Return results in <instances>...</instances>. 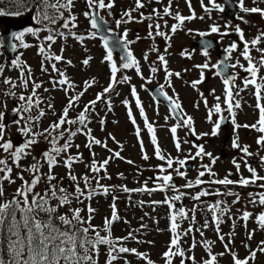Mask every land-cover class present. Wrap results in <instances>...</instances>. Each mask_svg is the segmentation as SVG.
Segmentation results:
<instances>
[{"label": "rangeland", "instance_id": "1", "mask_svg": "<svg viewBox=\"0 0 264 264\" xmlns=\"http://www.w3.org/2000/svg\"><path fill=\"white\" fill-rule=\"evenodd\" d=\"M63 2V0H61ZM146 6L143 9H140V12H143L145 16L152 13L153 9H158L161 14L163 13V8L168 5L169 0H161L157 3L156 0H144ZM49 3H55V0H50ZM205 6L210 7L209 1L204 0ZM192 8L191 10L188 7L186 0H172V11L179 12L184 16H188L191 12H195L197 17L203 16L204 19H195L192 21H186L185 24L177 30L175 34L171 33V25L177 23L172 16H163L162 18L154 17L153 20H145L143 23L130 22L127 24H121L117 28L116 23H112L109 18V11L99 10V14L103 17L104 20H107L113 24V31L116 32L117 37L120 38L121 34L125 29L128 30V39L135 41L129 47L133 52V55L139 61L140 71L143 76L136 73L135 68H130L126 70V75L131 77L130 81L125 83H117L115 85L114 91L104 94L103 98L98 101L95 105V109L91 110L89 113L88 128L92 130V135L96 139H100L102 142H106L108 148L101 147L100 145H93L91 152L95 153V159L98 163L103 162V160L109 158L113 155L114 152L119 151L121 153L120 158H113L109 161V164L106 166V172L101 171L100 173L90 172L87 165H89L93 159L90 150L85 147L87 143V138L85 135H77L73 139V145H79V149L75 146L69 149L68 154L71 155H81V162L75 163L72 168L73 174L77 177H82L85 174L90 177L93 176H103L110 177L103 178L100 180V184L109 187V192L106 195L102 194V189L93 188V182L91 181V189L96 190V194L93 195L91 200L83 199L82 206L83 212L82 217L87 219L88 212L85 211L86 203L88 206H91L95 209L91 224L97 230L100 231L102 235H105L104 232V221L105 218L111 217L112 209L110 205L113 203L116 204V211L120 217V220L113 223L111 228L112 238L127 237L129 233H133L134 239H128L124 241V246L128 248H135L140 253H145L149 259L153 261V264H165V259L163 253L168 250V245L172 237L170 231V223L168 220V213H171L170 209L164 207L161 204H152V201H163L168 195H176V192L185 193V199L189 202L184 210L188 212L189 218L187 220H181L179 223V234H180V247L185 252L184 261H187L188 264H194L192 260L187 259L189 256L195 258V264H203L205 259H208V253L204 246V241H212V254L217 255L218 264H233L232 255L228 252H225L224 243L230 242V248L232 252H235L240 259L248 257L249 252L246 251L247 248L252 250H257L260 242L264 238V229L260 228L257 223V213L264 208V205L252 204L249 202V192H246V188H239L238 185H216V184H207L206 190L213 192L219 189L221 192L231 190L239 194V202L233 203L236 199L235 196L220 195L221 200L223 201L224 206L231 209L229 213H226L221 216L222 223L220 224L221 233L225 236V241L221 242L218 238L216 232V225L212 221V216L210 212L205 210L204 206L198 205V208L195 211V222L191 220L193 215L192 209L194 208L192 202V196L195 195L191 189L182 187L187 181H194L197 178L198 171L201 169V164H209V158L205 157L203 161L200 158L196 160H188L187 162H192L194 164V170L190 173H187L186 179L181 178L175 174L174 171L167 169L168 173L173 175V179L179 181V186L176 187V190L166 189V195H161L156 192H139L131 191L124 192L120 186H126L129 189H139L145 187V182L151 176L152 173L157 174L154 176L155 180L158 175H164L165 173H160L159 167L164 166L166 163L157 159L155 155V145H153L151 140V134L148 132L147 128L144 126V117L140 115L139 108L136 106V97L131 95V89L135 86L137 90V95L140 99L141 105L144 108L145 115L148 119V122L151 123L155 129V134L157 137V143L161 149V152L166 157L171 156L174 160L184 159L188 155H194L197 150L193 147V144L204 145L207 152H211L214 157L217 158L215 165H213V170L217 174L214 178H223L229 172L236 174V169L232 163L235 158L238 163L241 164V171L244 177L248 175L243 159L239 155L240 150H234L232 148V140L234 138V125L231 122L230 114L226 111L227 105L224 103L225 93L223 92V86L215 75L213 70V62L211 59L201 58L198 55L197 50L192 45L195 42V37L192 34V30H207L209 26L216 24L220 26L221 32L229 31L231 34L227 35V38L224 40V44L228 43L232 37V29L225 28V23L218 12H215L213 9L211 12H205L202 8L200 0H191ZM135 6V0H115V6L111 9V13H115L118 17V20L121 19L122 13L126 10L132 9ZM50 11L56 15L55 10L50 9ZM87 11V6L84 5L83 0H75L74 8L72 9V14L77 17V27L72 29L77 35H82L81 33L89 32L90 23L83 13ZM138 12H133V16L137 17ZM65 17L68 16V12H64ZM161 24V31L167 33L171 38L166 41L163 37L153 36L150 38L148 36L150 23ZM166 22V23H165ZM63 19L59 18V21L56 22V29L65 30L61 27ZM241 25L249 31L248 37L252 38L258 33H254L253 30H250V26H255L254 24L249 25L241 23ZM5 29V28H4ZM191 30V31H189ZM68 30L64 32L67 33ZM155 30L153 29V32ZM210 33V32H209ZM87 35H82L85 39L81 42L76 40L73 36L69 37V40H65V37L62 39L56 40V43L59 45L58 49L55 51L54 55H62L64 60L57 63V68L60 69L66 68L64 72H68L70 76L68 78L75 85L74 89H71L68 95H66L63 90L66 86L57 85L56 88L53 86H44V90L48 89L55 91L53 93L43 94L46 96L44 100L47 103L53 105L52 109L47 108L46 111L49 112L47 115L41 118V124L39 131H42L45 128H48L49 125L58 119V116L62 113L63 108L67 105L65 104V98L74 96L80 91L84 90V84L86 81L95 80V83L92 84L80 100L76 103V106L69 111V119H75L80 111L83 110L84 106L89 104L90 101L95 100L98 93H103L104 88L108 87L110 82V70L108 63L104 61V55L98 46V40L95 38H88ZM215 37L220 35L219 33H210ZM137 36L140 39H137ZM216 38V37H215ZM230 45V42L229 44ZM155 48L158 51H152ZM63 49V51H61ZM167 49V50H166ZM183 52L191 53V58H188L185 55H182ZM145 53L148 54V59H144ZM31 55V54H29ZM159 55H164L165 59L168 61L167 68L173 73L179 72L180 77L172 76L171 86H169L166 79V73L164 71V66L158 60ZM32 57L37 61L38 58L32 54ZM91 57L90 63L88 65H83L82 61ZM113 59L118 64V57H113ZM70 60L72 63L68 65L66 61ZM2 60H0L1 62ZM204 63L209 64L208 69H204L205 79L202 83L198 84L196 88L191 87V82L200 79L201 69L195 67L196 65H202ZM59 64V66H58ZM33 68L37 66L35 62H31ZM151 67H156L158 71L152 73L150 71ZM122 70L118 72V80L125 75L121 74ZM67 76V73H66ZM60 77L57 78V80ZM151 79V82L147 81ZM164 85L162 89L168 96L178 98L181 103L183 114L191 116L193 118V125L196 133L199 135L201 133H210L213 127V124L208 121V109L213 107L217 101L215 97H220L221 103V113L214 114L212 117L213 121L218 120L221 115L224 116L229 123V129L227 131L219 130L216 137L211 135L203 136L200 139H197L196 136L190 134L189 129L185 126H180L177 128L176 137L173 138L171 133V128L175 126L176 122L168 113V111L154 103L150 90ZM4 86H0L1 92L3 93ZM161 89V88H160ZM214 90V93H213ZM201 93L203 96H201ZM204 98L208 101V106L204 104ZM241 98H234V101H240ZM127 100L128 104L125 105L123 101ZM2 101L5 102V98H0V105ZM108 101L111 102L112 109L108 110ZM243 106L239 109H234L236 112V121L241 125H251L257 122L255 118V109L254 101L251 98H242ZM264 100L262 99V102ZM5 104L4 110L6 112L11 110V102L3 103ZM198 105V106H197ZM132 110L133 117L136 119V125H133L128 117V109ZM55 112V115L53 114ZM249 112L252 114L249 116ZM0 113H2V107H0ZM167 117V119H166ZM103 118L105 123L100 124V119ZM4 115L2 120L3 123ZM232 126V129L230 128ZM140 128L139 137L136 134V128ZM246 130L250 134V148L252 153H258L257 156L251 158V162L248 164L251 167L257 169L260 168V164H256L257 158L264 156V146L259 145L258 147L255 144V139L253 137V129L241 127L236 130L238 134V142L243 147V143H247L245 140ZM17 132V128L12 127L5 131V139H10ZM111 134V136H109ZM259 134V133H258ZM260 135V134H259ZM258 135V136H259ZM115 137V141L111 138ZM23 138V135L19 133L18 136L14 137L12 140L13 144L18 143V141ZM258 139V137H257ZM179 140L181 143V151H177L175 147L176 141ZM184 141H189V143H184ZM118 142V143H117ZM141 142L143 143V152L141 151ZM43 149L42 141L34 145L32 148L31 155L27 157V160H22L21 164L24 167H27L26 161H29L30 164L33 163V157H37L36 154ZM108 149H112V152H109ZM144 154H147L149 159L144 160L142 157ZM3 154L0 152V158H3ZM128 160L133 161L132 164L127 163ZM14 167V166H13ZM181 166L177 163H174L173 168H180ZM17 169L14 167L12 176L16 179L14 184H8L4 182V196L0 197L2 200H10L15 193V190L21 185V181L17 177ZM183 171V168H181ZM55 174L59 179H61L62 184L66 187L69 193L74 192V183L68 179V169L63 166L58 165L54 169ZM258 172V171H257ZM167 173V174H168ZM25 178L29 179L30 176L27 172L24 173ZM239 177V175H237ZM231 179L232 175L230 176ZM204 181L213 179L205 175L202 177ZM81 188H84L83 180L78 181ZM158 182H156L157 184ZM154 184V186H156ZM153 184L147 181V187L153 188ZM200 186V185H199ZM37 192L41 189V184L36 188ZM90 189H85L89 191ZM236 190V191H235ZM117 197L114 201L113 197ZM75 199H73L74 201ZM143 202V203H141ZM236 208L238 210H236ZM88 209V208H87ZM86 209V210H87ZM244 211L252 213L250 223L243 221L241 216ZM209 222V227L202 228V225L205 221ZM146 225V227H142ZM193 228V231L188 235H184V232L189 227ZM199 229V230H198ZM200 231H203L204 235H200ZM253 233L251 240L248 239V234ZM92 234V233H91ZM195 241L196 246L193 248L192 244ZM151 242V243H149ZM102 256L99 260V264H106L108 259L107 249H101ZM225 252V255L219 256L218 254ZM173 264H181V257L175 256L172 258ZM147 264V261L139 258L132 253L120 254V256L113 262V264ZM249 264H264V253L257 252L255 260H250Z\"/></svg>", "mask_w": 264, "mask_h": 264}, {"label": "snow or ice", "instance_id": "2", "mask_svg": "<svg viewBox=\"0 0 264 264\" xmlns=\"http://www.w3.org/2000/svg\"><path fill=\"white\" fill-rule=\"evenodd\" d=\"M14 5H23L26 6L25 0H11ZM88 11H85L83 15L89 19L90 29L91 31L88 34V38H95L97 35V31L100 29L101 24L100 21L103 20V17L99 15V10H109V15H111V9L115 6V0H85ZM157 3L161 2V0H156ZM189 9L191 10V0H186ZM202 8H204L205 12H211L212 9H217L219 11H223V7L219 4L215 3V0H209L211 4V8L205 6L204 0H200ZM256 6L247 7L245 6L244 0H239V8L245 14H259L261 18H264V8L260 7V4H264V0H255ZM75 0H55V3H49V0H39L36 6V16L34 19L37 24H41L47 22L49 24H55L57 19H63V23L61 27L65 30V32L56 33L57 36L65 37L66 35L73 36L78 41H83L85 39L82 35H77L72 29L77 27V17L72 14V9L74 8ZM146 4L144 0H135V6L132 9L126 10L122 13L121 19L116 20L117 28L120 27L121 24H127L130 22L143 23L145 20H153L154 17L162 18L163 16H172L177 23H173L171 27V33L175 34L178 29H180L186 21H192L195 19L203 20L204 17H197L196 13L193 11L190 15L184 16L180 14L178 11H172V0H169L167 6L163 8V13L158 9H153L152 13L145 16L143 12H140V9L145 8ZM48 9L55 10L56 15L50 16L48 13ZM68 12V16L65 17L64 12ZM138 12V18L133 16V12ZM6 14L3 9H0V15ZM13 15H20L21 12L18 10ZM238 19L247 24L248 21L244 19L243 16H239ZM166 23V22H165ZM230 25H225V28H229ZM149 33L148 36L152 38L153 36L163 37L166 41L170 40V36L161 31V24L150 23L148 25ZM153 29L155 30L153 32ZM41 29L39 28H28L26 30L27 33H30L33 36H36L37 33ZM50 33L53 31L52 29H47ZM191 31V30H189ZM233 31L238 35L239 40L243 43V50L240 52V56L243 57L245 61H247V67L244 64H241L239 59H237L236 63L231 65L232 68L239 67L243 69L244 72L250 74V78H245L243 81L244 89H247L249 85H253L255 87V92L253 93L256 97L257 103L255 105L258 110V120L256 123L251 125H241L236 121V112L234 109H239L241 107L240 102L234 101V92L233 87L235 84V77L225 78L223 83L225 85V99L224 103L227 105L226 111L230 114L231 122L234 125V138L232 140V148L239 149L245 157L252 156L253 153L249 151L248 146H241L238 142V134L236 130L241 127L251 128L255 130L260 135L256 143L258 145L264 146V103H261V100L264 99L261 94V89L264 87V84L257 82L258 73L261 67H264V48H258L257 46L264 41V31H260L258 35H256L250 41L245 39V34L242 28L237 24ZM210 33H219L221 37L230 35L229 31L221 32L220 26L213 24L210 26ZM209 32H200L199 35L204 37L210 34ZM25 33L21 32L17 34L14 38L20 42V45L24 48L29 47L28 44L24 43ZM44 39L50 42L48 45L40 44L39 45V54L44 57V60L41 62V70L43 72H47L48 69L44 66V61H57L60 62L64 60L62 55H52L50 53L51 45L55 43L56 36L49 34ZM103 40V47L106 49V55L104 56V61H106L110 68V82L108 87L104 88L103 93H99L96 96L95 100L89 102V104L85 105L83 110L79 112L75 119H69V111L76 106V103L80 100V98L84 95V93L92 87V84L95 83V80L86 81L84 84V90L80 91L78 94L74 96L68 97V103L63 108L62 113L58 116V119L52 122L48 128L43 129L42 131H36L35 122H38L42 117L45 116V111L40 105L43 103L41 98L38 95L37 90L42 87L41 83H37L32 81V89L31 93L27 96L21 94L19 95V100L22 103L21 107L15 109L17 114H25L22 115V119L24 121L23 126L18 128V131L23 135L24 140L18 146L14 145L10 139H5V125L0 122V152L6 154L3 158H0V197L4 196V182L8 184H14L16 179L13 178L12 173L15 169H17V177L21 181V185L15 190L12 198L10 200H2L0 201V229H4L7 232V259L4 257H0V264H98L97 257L99 255L100 246L106 245L108 247L107 256L108 259L106 264H113L115 260L120 256V254L124 253H132L138 256L141 259L147 261V264H153V261L147 257L145 253L138 252L135 248H128L124 246V241L128 239H134L133 233H129L127 237L116 238L115 240L112 238L111 228L113 223L120 220V217L116 211V204L113 203L110 205L112 212L110 218H105L104 221V232L105 235H101L100 231L97 230L91 224L93 214L95 209L91 206H88L87 219L82 217L81 212L83 209L81 208H72L73 199L77 202L82 203L83 199L91 200L93 195L96 194L95 189H91V181L95 179L96 186L99 189H102L103 194L107 195L109 193V187L100 184V180L103 178L110 177H99L85 174L82 177H77L72 172L73 165L75 163L81 162V155H71L68 154L69 149L75 146L79 149V145H73L72 138L77 136L78 134H83L87 138V143L85 147L90 150V153L93 157L91 163L87 165L90 172L92 173H100L102 170L106 172V166L109 164V161L113 158H120L121 153L116 151L112 156L103 160V162L98 163L95 159V153L91 152L93 145H100L101 147L108 148L106 142H102L100 139H96L92 135V130L88 128L89 113L91 110L95 109V105L98 101H100L104 94L110 93L114 91L115 85L117 83H125L130 81L131 77L125 75L118 80L117 73L121 70H126L130 68H135L136 73L143 76L140 71V64L136 57L133 55V52L130 49V45L135 43V41H131L128 39V30L125 29L121 34L120 38L115 41V44L118 45L121 50L124 52V55L121 56L122 64L117 65L116 61L113 59V47L110 46V41L106 36H101ZM137 39H140L137 36ZM15 48V45L13 46ZM208 47L210 45L205 42L203 54L208 56ZM239 48V45L234 41L227 48L224 49L227 56L225 60L231 57V54ZM255 48L256 51L260 53L258 63L254 62L253 57L251 56V49ZM167 50V49H166ZM63 51V49L61 50ZM152 51H158L153 48ZM182 55L191 58V53L183 52ZM144 59H148V54L145 53ZM91 57L85 58L82 63L83 65H88L90 63ZM158 60L164 66V71L166 73V79L168 81L169 86H171V77L176 76L180 77L179 72L173 73L169 71L167 68L168 61L165 59L164 55H159ZM13 65L17 68H22L20 75V82L22 86L27 89L29 86V82L31 80V69L26 68V66H22L19 58L14 60ZM68 65H71V61H66ZM223 64L224 61H221ZM195 67L201 69L200 79L192 81L191 87L196 88V86L203 82L205 79L204 69L209 68L208 63H204L202 65H196ZM212 67H217V65H213ZM225 67L228 65L225 64ZM51 68L53 72L59 73V79L53 80V88L59 86H66L63 88L66 95L70 89H74L75 85L69 80V78L65 75V72L60 71L57 68L56 63L51 64ZM3 69L0 68V72ZM25 71H27V76H25ZM150 71L154 74L158 71L156 67H151ZM219 74V73H217ZM260 80L264 81V77H259ZM151 82V79L147 81ZM6 84H11L13 87H16L15 84L10 79H6L4 81ZM161 90L164 88V85H160ZM48 91V89H45ZM239 91L237 90L236 95H239ZM214 93V90H213ZM9 95L15 96V93H8ZM165 96L167 100L170 101V111L174 117L179 118L180 122L171 128V133L173 138L176 137L177 128L180 126H185L189 129L191 135L196 136L197 139L202 138L203 136L211 135L212 137H216L221 128V124L224 121V117L221 116L218 120L213 121L212 117L214 114L221 113V103L220 97H215L217 103L208 109V121L213 124L210 133H201L197 134L193 125V118L191 116H187L183 114V109L181 103L178 98H173L168 96L166 93H161ZM131 95L136 97V106L139 108L140 115L144 117V126L147 128L148 132L151 134V140L153 145H155V155L157 159L160 161H166L167 167L164 166L159 167L160 173H166L167 169H173L175 174L181 178H185L187 176L186 171H181V168L185 166L188 160H196L200 158L201 161L205 157L209 158V164H201V169L198 171L197 178L194 181H187L182 187L187 189H192L199 185L208 183V184H216V185H238L240 187H248L250 185H256L257 181H264V176H260L256 169L251 167L245 161V167H247V171L250 173V177H244L240 174L241 164L236 161L234 158L232 163L236 169V174L239 175V179L233 180L230 178L232 175L229 172L223 178H214L216 177V173L213 170V165H215L217 158L213 156L211 152H207L205 150L204 145H196L193 144L197 150L194 155H188L184 159H173L171 156L166 157L162 154L161 149L157 143V137L155 134V129L151 123L148 122V119L145 115L144 108L141 105L140 99L137 95V90L135 86L131 89ZM201 96L203 94L201 93ZM125 105L128 104V101H123ZM204 104L207 107L208 101L204 98ZM198 106V105H197ZM47 107L49 109L53 108L51 103H48ZM33 109L38 110V115L33 117L31 112ZM112 105L111 102L108 101V110L111 111ZM55 115V112H53ZM3 113H0V120H2ZM128 117L133 125H136V119L133 117L132 110L128 109ZM167 119V117H166ZM19 125L20 121H16ZM105 120L103 118L100 119V124L103 125ZM65 125H76L75 130H72L70 127L65 128ZM82 126V127H81ZM140 128H136V134L139 137ZM111 136V134H109ZM39 137H43L45 141L49 144V148L44 150L41 153V157H33V163L29 166L24 167L21 164V161L26 157L31 155L32 148L34 145L39 143ZM115 141V137H111ZM63 141V143H61ZM118 143V142H117ZM184 143H189V141H184ZM175 147L177 151H181V143L179 140L176 141ZM109 152H112V149H108ZM141 151L143 152V143L141 142ZM62 154H64L62 156ZM144 160H148L149 157L147 154H144L142 157ZM261 163H264V156L260 157ZM127 163L132 164L133 161L128 160ZM174 163L179 164L180 168H173ZM47 166V172L42 171L44 166ZM63 166L68 169V179L74 183V192L69 193L68 190L64 187H58L57 184L53 183L57 180V176L54 174V169L58 166ZM14 166V167H13ZM27 172L30 176V179H26L24 173ZM205 175L209 177H213L208 181H204L201 179ZM83 180L84 188L82 189L80 186L79 180ZM156 181L158 183L153 188H148L147 181L145 182V187L139 189H129L126 186H120L124 192L138 191V192H155V191H165L166 189L176 190V186L172 183L173 175L171 173L158 175L156 177ZM45 183L46 187L42 192H37L36 188L41 183ZM258 187L264 189V183H260ZM85 189H90L89 191H85ZM185 195V193H180L179 195H174L172 197H165L163 201H152V204H167L169 209H172L170 214V231L172 233V237L170 240V244L168 245V250L163 253V257L165 259V264H173V257L179 256L181 257V264H184L185 252L180 247V234L177 229L179 227L178 217L181 219H188L189 214L183 208H180L178 211L175 210V201H179L181 197ZM209 195H227V196H235L236 199L233 203L239 202V194L235 193L231 190L221 192L219 189L210 192L208 190H201L193 195L191 198L195 201H200L202 197H206ZM250 200L249 202L252 204L264 205V192H260L256 195L249 193ZM117 197H113L115 201ZM51 201H56L55 204H52ZM143 203V202H141ZM223 201H216L213 204L206 205L205 210L212 213V221L216 225V232L218 234V238L221 242L225 241V236L221 233L220 224L222 223L220 216L226 214L230 211L228 207H221ZM68 207V212L64 214L59 213V209L64 207ZM193 215L191 216V220L195 222V211L192 210ZM219 213V215H218ZM252 213L248 211H244L241 219L243 221H248L251 217ZM257 223L260 228L264 229V212L258 215ZM57 221L59 223H57ZM86 225V226H85ZM142 227H146V225H142ZM209 227V222L206 220L202 225V228ZM199 230V229H198ZM193 231V228L190 226L184 235H188ZM94 233V235H89V233ZM200 235L203 236V231H200ZM253 237V233L248 234V239L251 240ZM151 243V242H149ZM205 249L208 253L209 258L203 261V264H218L217 255L212 254V241H204ZM196 246L195 241L192 244L194 248ZM247 247V245H246ZM225 252H228L232 255L233 264H249L250 260H255L257 256V252L264 253V241L260 242L257 250H252L249 252L248 257L244 259H240L235 252L231 251L230 242L224 243ZM225 252H221L218 255L223 256ZM187 259L192 260L195 264V258L193 256L187 257ZM127 264V261L125 262Z\"/></svg>", "mask_w": 264, "mask_h": 264}, {"label": "flooded vegetation", "instance_id": "3", "mask_svg": "<svg viewBox=\"0 0 264 264\" xmlns=\"http://www.w3.org/2000/svg\"><path fill=\"white\" fill-rule=\"evenodd\" d=\"M222 1L223 0H215V3L219 4V5H221L223 7V2ZM26 2H27L26 6H22V8H21V9H23V11L20 10V12H21L20 15L11 14V13H14L16 11H9L8 13H6L4 15H0L2 17H7V18H10V19H13V20L24 19L25 17H29L30 18V16H31V18L33 20L32 22L30 20L29 23L26 24L27 27L25 28V30L22 31V32L25 33L24 43L28 44L29 47L24 48V47H22L20 45V42L14 38L17 34L13 37V43L15 45L14 53H13V60H11V59L5 60V57L3 55V49H2V46H1V43H0V60H2L0 62V68L3 69V71L0 72V86H4L5 87V88H3V93L0 94V98H5V102L2 101V105H0V107H2V113L4 115V119L8 115H11V114L15 115L14 122L11 125H9V126H5V131L7 129H9V128H12V127L17 128V132L14 134V136L10 137L11 141L14 140V137L19 135L20 132L18 131V128L23 126L24 121L22 119V115H24V116L28 115L27 113H25V114H17L15 112V109L21 107V105L23 103V102H21L19 100V95L23 94V95L27 96V95H29L31 93L32 81H35L37 83H41L42 87L40 89H38L37 92H38L39 97L43 101V103L40 105V107L44 109V111L46 113L45 115H47L49 113V112L46 111V109L48 108L47 107L48 103L44 100V98H46V96L48 97L47 93H53L55 91V89L49 90V91H45L44 90V86H53L52 81L53 80H57V78L59 77V73L58 72H53L52 68H51V64L52 63H56V64L59 63L57 61H54V60L53 61H44V66L48 69V71L47 72H43L41 70V62L44 60V57H42L39 54V45L40 44L48 45L50 43V42H48V41H46L44 39V37H46L49 34H52V35L56 36V40L62 39V37L56 35V33L59 32L58 30H54V31H52L50 33V32H48V31H46L44 29H41V25L37 24L36 20L34 19V17L37 14L36 13L37 3L35 5V7L33 8V2H34L33 0L26 1ZM228 2H230V5H231V12H234V15H232L233 16L232 21H227L224 18L225 16L222 14L221 11H219L217 9H213L215 12H218L220 15H222V18L224 20L225 25H230L229 28L232 29V27L234 28L237 24H239V26L244 31L245 39H247L249 41L251 39H253L255 36L252 37V38L248 37L249 31L247 29H245L241 25L242 22L238 19L239 16H243L244 19L248 21L247 24H249V25L254 24L255 25V26H250V28H249L250 30H253L255 34L260 32V31H264V18H261V16L259 14H245V13H243L240 10V8H239V0H228ZM244 3H245V6H247V7L256 6L255 0H244ZM209 5L211 7L210 3H209ZM259 6L264 8V4H260ZM23 7H26V9L24 10ZM30 27L34 28V29L39 28L41 30L37 33L36 36H33L30 33L26 32V30L28 28H30ZM3 30H4V26L2 24H0V34L3 32ZM200 32H210V26H209V28L207 30H203V29H201V30H192V34L194 35L195 40H197L199 38H206V39L210 38L211 40L216 42L217 48L215 50L211 51L208 54V56H205L200 50L195 48L197 50V52H198V55L201 58H205V59L209 58V59H211V61L213 62V65H217V63L219 62L220 59H225V57L227 56V53H225L224 49L229 46L228 45L229 42L231 44L232 42L235 41L239 45V48L237 49V51L233 52L231 54V57L226 60V65H228V67L226 68L224 66L225 67V71H226V74H228L229 78L235 77V84H234V86H232L233 87V92H234V98H241L240 101H241V105L242 106H243L242 98H251L254 101L253 106H254V109H255V112H254L255 118L258 120V110L255 107V105L257 103V100H256V97L253 94L255 92V87L253 85H249V87L247 89H244V86H243L244 79L245 78H250V74L244 72L243 69H241L239 67H236V68H232L231 67V65L236 63L237 59H239L241 64H244V66L247 67V61H245L243 59V57L240 56V52L243 50V43L239 40L238 35L235 34V32L233 31L230 41L228 43H225V45L223 46L224 40L227 38V36L221 37V35H218V36H215L216 37L215 38V37H211V36H214V35H210L209 34V35H206L204 37H201L199 35ZM69 36L70 35H66L65 40L68 41L69 40ZM56 40H55V43L51 45L50 53L52 55L55 54V51L58 49V46H59L56 43ZM100 42L102 43V41H100ZM102 45H103V43H102ZM192 45H194V42H193ZM257 47L258 48H264V41H262L261 44L258 45ZM103 49H105V48L103 47ZM29 54H31V55H29ZM32 54L35 57L38 58L37 61L32 57ZM251 56L253 57L254 62L258 63L260 53L258 51H256L255 48L251 49ZM17 58H19V61H20L22 66H26V68H30L31 69L32 76H31V80L29 82V86H28L27 89H25L22 86L21 82H20V75H21L22 68H17L12 63ZM31 62H35L37 64V66L35 68H33L32 65H31ZM59 64H58V66H59ZM58 69L60 71L64 72V70L66 68L60 69L58 67ZM66 73H67V77L70 76L68 72H65V75H66ZM24 74H25V76H27V71H25ZM259 77H264V67L260 68V71H259L258 77H257V82L261 83V84H264V81L260 80ZM6 79H10L13 82V84L16 85V87H13L11 84L4 83V81ZM218 79L220 80L222 86L224 87L225 86L224 83H223L224 79L220 78V77H218ZM237 90H240L239 91V95H236ZM70 91H71V89H70ZM0 92H1V89H0ZM12 92L15 93V96L8 94V93H12ZM69 92L67 93V95L69 94ZM43 94H46V96H44ZM261 94H262V97H264V87H262V89H261ZM9 101L11 102V105H10L11 106V110L6 112L4 110L5 104H3V103L7 104V102H9ZM261 102H262V100H261ZM67 103H68V98H65V104H67ZM248 114L250 116L252 114V112H249ZM31 115L33 117L38 115V110L37 109H33V111L31 112ZM16 121H20V124L18 125L16 123ZM3 124H4V120H3ZM40 124H41L40 120L38 122H35V129L34 130L39 131ZM230 128L232 129V126ZM250 132L251 131L248 132L246 130L245 140L247 141V143H245V142L243 143V146H248L249 148H250V144H251V141H250L251 139H250V134H249ZM258 135L259 134L256 131L253 132V137L255 139V144H256L257 147L259 146L256 143ZM23 140H24V137L21 138L18 141V143L14 144V145L18 146L19 144H21L23 142ZM234 150H236V149H234ZM249 151L252 152V150H249ZM239 155L243 159V162H244V165H245V161L247 162V164H249L252 161L251 158H254L255 156H257L258 153H253L252 156L245 157L244 154L242 152H240ZM256 164H260V168L257 169V171H258L257 173L260 176H264V163H261L260 158L259 159L257 158ZM245 169L247 171V167H245ZM247 173H248V175H246L245 177H250V173L248 171H247ZM233 179L236 180V179H239V177L237 175L233 174ZM260 183H264V181H257L256 185H250L248 187H245L246 188L245 191L249 192V193H252L253 195H256V194H258L260 192H264V189L258 187V185ZM239 188L242 189V187H240V186H239ZM210 197L211 198H206V203H208V204H213L216 201H222L220 195H214V197L213 196H210ZM174 203L176 204V201ZM203 206H205V204ZM221 207H226V206H224V204H222ZM194 208H197V205L195 203H194ZM229 209L231 210V209H235V208L234 207H230ZM236 210H238V209L236 208ZM262 212H264V208L261 209V211L256 212L257 213V217ZM227 213H229V212H227ZM218 215H219V213H218ZM221 216H220V218H221ZM250 221H251V219H249L246 222L250 223ZM262 241H264V238H263ZM246 251L250 252L249 249L246 250Z\"/></svg>", "mask_w": 264, "mask_h": 264}, {"label": "water", "instance_id": "4", "mask_svg": "<svg viewBox=\"0 0 264 264\" xmlns=\"http://www.w3.org/2000/svg\"><path fill=\"white\" fill-rule=\"evenodd\" d=\"M222 2H223V9H224L222 11V14L225 16V18L228 21H232V19H233L232 15H234V12H231L230 2H228V0H223ZM29 21H30L29 18L12 20L10 18L0 16V24H2L5 28L4 31L1 33V37H0L1 45L3 48V55L5 57V60L12 58V54L14 51V47H13L14 44L12 41L13 36L15 34L21 32V31H23L26 28V24L29 23ZM100 24H101V27L97 31L96 37L101 39V36H106L109 39L110 46L113 47V56H117L119 58V64H122L123 61L121 60V56L124 55V52L121 50V48L118 45L115 44V41H117L118 38H117L115 33H107V30H110L112 28V26L110 25V23L104 22V21H100ZM205 42L210 45V47H208V49H207L208 54L217 48L215 41H213L211 39H205V38L198 39L196 42H194V46L203 52ZM221 61H224V63L222 64ZM224 66H225V59H220L218 64H217V67H216V72L219 73L218 74L219 76L227 78V74H226ZM162 92L163 91H161L159 88H155V89L151 90V95L157 103H161V104L165 105L170 110V101L167 100L165 98V96L161 94ZM14 118H15V115H8L6 118L5 125L7 126L10 123H12L14 121ZM174 118L180 122L179 118H177V117H174ZM221 128H223L224 130H227V125H226L225 119L221 124ZM184 170L187 172L192 171L193 170V164H191V163L185 164ZM172 183L175 184L174 182H172ZM179 201H180L181 205H184L183 199H180ZM184 264H188V263L185 262Z\"/></svg>", "mask_w": 264, "mask_h": 264}, {"label": "trees", "instance_id": "5", "mask_svg": "<svg viewBox=\"0 0 264 264\" xmlns=\"http://www.w3.org/2000/svg\"><path fill=\"white\" fill-rule=\"evenodd\" d=\"M26 1H30V0H25V2ZM34 2H33V8L35 7V5H36V3H38L39 2V0H33ZM22 6L23 5H14L12 2H11V0H0V9H3L4 11H5V13H8L9 11H23V9H21L22 8ZM24 8V10L26 9V7H23ZM110 18H111V20L113 21V22H116V20H118V17L115 15V14H111L110 15ZM102 54H103V52H102ZM104 55V54H103ZM105 56V55H104ZM106 64H107V62H106ZM109 70H110V68H109ZM127 70V69H126ZM126 70H122V72H121V74L122 75H126ZM118 74V73H117ZM77 127V126H76ZM42 139H44L43 137H42ZM44 141H45V139H44ZM34 147V146H33ZM43 147V149L40 151V152H38L37 154H36V156H37V158H40L41 157V153L44 151V150H46V149H48L49 148V144L47 143V141H45V145H43L42 146ZM64 154H62V156H63ZM23 160H27V157L25 158V159H23ZM26 165L27 166H29L30 165V162L29 161H26ZM42 171H44V172H47V166L45 165L44 166V168L42 169ZM170 171H173L172 169H169V172ZM168 172H166L165 174H167ZM54 174H55V172H54ZM56 175V174H55ZM157 174H155V173H152L151 174V176L148 178V181H151V182H154V183H156V182H158V181H156L155 180V178H154V176H156ZM57 176V175H56ZM30 179V178H29ZM53 183H55V184H57V186L58 187H64V188H66L63 184H62V182H61V179H59L58 177H57V180L56 181H54ZM94 186H96V185H94ZM45 187H46V184L45 183H41V189H39V192H42L44 189H45ZM97 187V186H96ZM95 188V187H94ZM204 188V186H202V189ZM207 188V184L205 183V189ZM36 191H37V189H36ZM191 191L192 192H195V191H198V190H196V189H194V188H192L191 189ZM75 201V204L73 205H71V207L72 208H77V205H78V208H81V209H83V206H82V203H79V202H77L76 200H74ZM51 203L52 204H55L56 203V201H51ZM73 203V202H72ZM68 207L69 206H64V207H62V208H60L59 209V213L60 214H64V213H66V212H68ZM83 212V211H82ZM82 212H81V214H82ZM57 223H59L58 221H57ZM86 226V225H85ZM89 235H93V233L91 234V232L89 233ZM101 249H107L108 250V247L106 246V245H102V246H100V250ZM101 254V251H99V255ZM7 232H6V230H4V229H0V257H4L5 259H7Z\"/></svg>", "mask_w": 264, "mask_h": 264}]
</instances>
